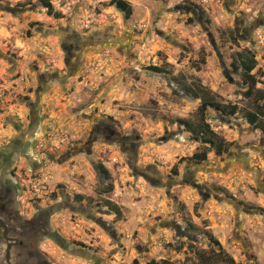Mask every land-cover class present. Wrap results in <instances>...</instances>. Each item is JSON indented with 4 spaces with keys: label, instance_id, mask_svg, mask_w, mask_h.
<instances>
[{
    "label": "rangeland",
    "instance_id": "rangeland-1",
    "mask_svg": "<svg viewBox=\"0 0 264 264\" xmlns=\"http://www.w3.org/2000/svg\"><path fill=\"white\" fill-rule=\"evenodd\" d=\"M49 1L60 18L40 0H0V181L22 217L47 214L63 241L43 240L41 253L52 264H264V132L245 119L264 109V0H126L129 19L111 0ZM198 86L237 106L205 112L228 150L201 163L204 144L178 122L200 120Z\"/></svg>",
    "mask_w": 264,
    "mask_h": 264
},
{
    "label": "trees",
    "instance_id": "trees-1",
    "mask_svg": "<svg viewBox=\"0 0 264 264\" xmlns=\"http://www.w3.org/2000/svg\"><path fill=\"white\" fill-rule=\"evenodd\" d=\"M40 1H41L42 6L46 8L48 15L53 16L54 18L61 17V13L58 11H54L53 6L49 0H40ZM111 4L115 5V7L123 13L125 19H129L130 16L132 15V6L126 0H111ZM240 66L243 69L245 81L249 86L245 94L247 96H251L253 94L252 92L254 91L255 85L257 84V80L255 79L254 75L251 74V71L254 68V62L253 60L240 61ZM149 68L157 72L160 70L157 67H149ZM197 88L198 89L194 91L193 94H194V98L200 100V106L198 109L200 120L195 124L193 122H190L188 120H183V119H179L178 122L187 128V131L192 135L195 141H200L202 144H204V147L200 151H197L192 155V159L194 161L201 163L207 159V154L211 151H213L217 156H221L222 154L226 153L228 150V145L224 141V139L221 138L213 130H211L209 124L206 122L204 118L205 112L207 111L208 108H213L219 114H222L223 116H226V117H230L237 113V106L219 103L215 99L214 95L209 90H207L204 87H200V86H198ZM37 93L39 92L37 91ZM259 100H264V93L259 94ZM256 108L258 109L261 107L258 106ZM260 117H264V109L258 110V111L257 110L249 111L245 115L246 121L253 128L255 129L259 128L264 132V122L263 124L260 123L259 121ZM3 164L5 165V163ZM97 169L103 179L105 180L109 179L110 177L109 172L102 164H99L97 166ZM171 172L174 175H177V169L175 166L171 169ZM111 190H112V187L108 188V191H111ZM109 207L112 211H114L117 217H120V210L115 204L109 203ZM53 240H55L58 243L63 242L59 237L54 238ZM62 247L64 246L62 245ZM228 261L230 264H235L231 258H229ZM133 264H138V263L136 260H134ZM146 264H160V263L154 260H151Z\"/></svg>",
    "mask_w": 264,
    "mask_h": 264
},
{
    "label": "flooded vegetation",
    "instance_id": "flooded-vegetation-1",
    "mask_svg": "<svg viewBox=\"0 0 264 264\" xmlns=\"http://www.w3.org/2000/svg\"><path fill=\"white\" fill-rule=\"evenodd\" d=\"M184 9L193 10L189 6ZM65 52L70 54L68 50ZM67 62L70 63L69 59ZM109 131L106 136L114 140L116 137ZM16 195L13 186L0 181V264H52L39 250L43 240L58 237L50 229L48 215L40 213L34 219L22 217L16 207Z\"/></svg>",
    "mask_w": 264,
    "mask_h": 264
}]
</instances>
